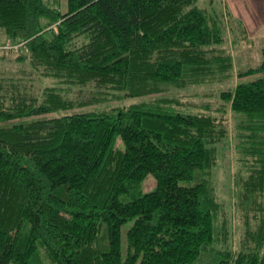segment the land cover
Wrapping results in <instances>:
<instances>
[{
	"label": "trees",
	"instance_id": "trees-1",
	"mask_svg": "<svg viewBox=\"0 0 264 264\" xmlns=\"http://www.w3.org/2000/svg\"><path fill=\"white\" fill-rule=\"evenodd\" d=\"M196 2L0 0V41H26L0 75V264H264V77L221 89L207 113L162 98L57 115L264 71V43L235 70L226 14ZM229 136L230 210L211 176Z\"/></svg>",
	"mask_w": 264,
	"mask_h": 264
},
{
	"label": "rangeland",
	"instance_id": "rangeland-1",
	"mask_svg": "<svg viewBox=\"0 0 264 264\" xmlns=\"http://www.w3.org/2000/svg\"><path fill=\"white\" fill-rule=\"evenodd\" d=\"M241 1L243 5L248 3L249 9H246V13L240 14L241 21H234L232 20L233 17L239 16L232 15L233 11L237 13V10L233 5ZM196 5L204 8H209L211 5H213L216 9L221 10L223 14H226V18H224V20L227 22L229 29H226L225 31V45L231 50L234 68L236 71H243L259 65L261 61V48L264 43V0H197ZM227 12H229L230 15H227ZM230 26L234 27L235 29L232 31ZM19 48H23V51L26 50V47ZM19 48L17 47L16 50L12 49V51L17 52L19 51ZM3 50L7 51L8 53L6 59H1V56L5 54L1 52ZM10 51L11 50L8 49H0V75L1 72L5 73V71H7V73H16L14 53ZM262 77H264V71L247 75V77H241L234 74L233 77L225 83H206L189 87L168 86L157 94L141 97H113L112 95L110 96L108 94V97L103 99V101L83 107H76L73 109L60 111L57 113V115H70L78 112H96L107 109L127 107L132 104L147 103L162 98H175L181 101V103H176L171 106L170 109L173 111L182 113H207V106H205L204 103L207 102V100H212L217 103V95L221 89L231 86V84L233 85L239 81L245 82ZM38 84L40 83H37V85ZM54 84L55 82L53 79H42L40 86ZM93 91L94 90H91V86H86L82 92H79L78 88L74 87L70 97L73 99H79L82 96L85 99H88L94 95ZM207 92L212 94L210 97H208V99ZM229 127V130H231V124ZM231 140L232 139L229 136L217 146L218 159L215 167L212 169L211 174L218 198L224 203L225 208L228 210H230V202L232 203L234 200V195L232 194V174L236 168ZM154 183L155 182L152 176L149 175L143 182L142 191H149L154 186ZM233 225L234 229L236 227L238 228L239 225L235 215H233ZM126 228L127 225L122 227L123 244L125 242Z\"/></svg>",
	"mask_w": 264,
	"mask_h": 264
},
{
	"label": "crops",
	"instance_id": "crops-1",
	"mask_svg": "<svg viewBox=\"0 0 264 264\" xmlns=\"http://www.w3.org/2000/svg\"><path fill=\"white\" fill-rule=\"evenodd\" d=\"M247 1V0H246ZM249 1V0H248ZM236 3V2H235ZM234 7H235V9L237 10V13H235L234 11L232 12V15L234 16H239V17H233V19L232 20H234V21H237V20H239V21H241L240 19V14H242V13H246V9H249L248 8V3H246L245 5H243L242 4V1L241 2H239V3H236V4H234L233 5Z\"/></svg>",
	"mask_w": 264,
	"mask_h": 264
},
{
	"label": "built area",
	"instance_id": "built-area-1",
	"mask_svg": "<svg viewBox=\"0 0 264 264\" xmlns=\"http://www.w3.org/2000/svg\"><path fill=\"white\" fill-rule=\"evenodd\" d=\"M26 41L24 40H20L17 44H12L11 42H6V43H2L0 41V49H8V50H12V49H17V47H25Z\"/></svg>",
	"mask_w": 264,
	"mask_h": 264
}]
</instances>
